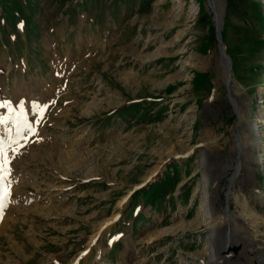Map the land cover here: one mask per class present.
Segmentation results:
<instances>
[{"label": "rangeland", "instance_id": "obj_1", "mask_svg": "<svg viewBox=\"0 0 264 264\" xmlns=\"http://www.w3.org/2000/svg\"><path fill=\"white\" fill-rule=\"evenodd\" d=\"M218 2L244 139L260 148L217 223L245 194L261 250L222 249L220 228L210 255L203 172L225 201L243 130L207 0H0V104L28 135L10 158L0 264H74L118 214L77 264L112 244L115 264H264V0Z\"/></svg>", "mask_w": 264, "mask_h": 264}, {"label": "bare ground", "instance_id": "obj_2", "mask_svg": "<svg viewBox=\"0 0 264 264\" xmlns=\"http://www.w3.org/2000/svg\"><path fill=\"white\" fill-rule=\"evenodd\" d=\"M207 1H208L209 6H210V9L212 10V12L214 14V18L213 19H214V21L216 23L217 22V14L218 13L221 14V10H220V7H219V3L220 2H218V0H207ZM231 72H232V70H231ZM231 72H230L231 82L227 85V81H226V85H227L226 87L228 88L230 86V88H229L230 89V96H231V99H232V101L234 103L235 110L240 116V122L238 123V130L239 131L243 130L242 131L243 134L242 133L238 134V139H237L236 143H234V146H233V150H236V148H237V150L239 152L238 153L239 155H238V160H237L236 173L232 177V179L230 180V183L227 185V188L229 189V193L226 195V200L225 201H223L221 199L220 194L212 193L210 191V189H209L210 177L205 172H203V187H204V199H205V201H204V211H205V216H206V219H205L206 226L210 230L209 241H210V255H211V258H213L214 256H217V255H220V253H221V252L219 253V251H218V249H217V247L215 245V242H214V235H215V233L217 231L219 232L220 228H222V230H224V232H226L225 241H224V244L222 246V249H226V250L229 249V250H233L234 251V249L237 246L238 247H241V246H251V247L255 246L259 251L261 250V248L259 247V243L260 242H259L258 233H257L258 223L260 224L261 219L256 215L257 212L253 211L252 208H250L249 202L247 201V198H246L245 194H241V196L237 195L235 197V201H236L235 203H237V210H235L233 213L229 212V211L226 212V215H224V218H223V221H222V226L220 227L219 224L217 223L218 216H217V210H216L215 204L219 203L220 205H223L224 207L226 205H228V207H230L231 200L233 198L232 190H233V187H236L240 183V182H238V177H239V173L241 171H245L246 172V180L243 181L242 184L244 183L245 186H247V185H249V184H251L253 182V179H254L253 178V175H254V171L253 170L255 169L256 161H254L252 159V150H253V148H257V149L260 148L259 144L256 141H254V140H252L251 144H247L245 142L246 141L245 139L248 136H250L251 134H253L255 131L252 129L253 128L252 126L250 127L251 128L250 130H245L242 127V120H243V116L242 115H243V112H244L243 111V109H244L243 98H242L241 95L235 93L234 89L231 87L232 84H233V82H232V73ZM226 74H227V65H226ZM18 87H20V86H18ZM21 95L23 96V94H21ZM17 97L19 98V96H17ZM28 97H27V99H28V102H29L30 98H28ZM18 98H16V99L18 100ZM21 99H22V97L20 98V100ZM11 100H13V99L11 98ZM22 100L24 101V99H22ZM26 102H25V104H26ZM6 104H8V101L6 102ZM8 106H10V105H8ZM8 108L6 110H8ZM36 110H35V112H36ZM34 113H32V114H34ZM1 115H2V113H1ZM16 121H15V116L13 118V116H9L8 115V111L6 112L5 116H3L2 118L0 117V124H1V129H2L1 130L2 132L0 131V144H1V148L3 147V151L5 152L4 156L8 155V156H10V158L14 157V151H12V149H11V147L13 145L12 143L18 142V140H15V141L13 139L10 140V137L11 138H15V137H13L14 135H16L17 139H20L22 137L21 134L18 133L20 130H18V125L16 124ZM244 137H245V139H244ZM22 139H24V138H22ZM217 154H219V151L217 152ZM206 157H207V151L203 152V154L201 156V158H202V163L201 164L204 167L206 165V161H205ZM5 193H6V191H5ZM239 193H240V191H239ZM5 195H7V194H5ZM7 200H10V198L5 199L3 201V204L8 203ZM113 219L114 218H112L110 220H113ZM0 220H1V218H0ZM8 220H6L7 223H5V225L8 224V222H10ZM104 224H101L100 226L103 227ZM233 233H234L235 236H231V234H233ZM0 234H2V230H0ZM93 239L94 238H92V240L90 241V244L92 243V241L95 240V239L94 240ZM244 254H245V252H244ZM17 255L18 256L20 255V251L17 253ZM245 256H246L245 260L249 264H260V262L262 261V259H260L259 257L254 256V255L249 254V253H246ZM2 258H3V256L0 255V259H2Z\"/></svg>", "mask_w": 264, "mask_h": 264}, {"label": "snow or ice", "instance_id": "obj_3", "mask_svg": "<svg viewBox=\"0 0 264 264\" xmlns=\"http://www.w3.org/2000/svg\"><path fill=\"white\" fill-rule=\"evenodd\" d=\"M22 27V25L20 26ZM0 107H8L7 104H0ZM23 116V113L21 112V117ZM29 130H31L29 128ZM9 164L10 161H8L7 157L5 156L3 159V162H0V206L3 205V201L5 199L10 198L11 192L9 190L8 194L5 195L4 188L7 187V176L10 175L9 172Z\"/></svg>", "mask_w": 264, "mask_h": 264}, {"label": "water", "instance_id": "obj_4", "mask_svg": "<svg viewBox=\"0 0 264 264\" xmlns=\"http://www.w3.org/2000/svg\"><path fill=\"white\" fill-rule=\"evenodd\" d=\"M221 26H222V15L220 13H218L217 14V22H216V33H217V37L219 40L220 55L222 56L225 64L227 65L226 81H227V85H228L231 82L230 72L232 70V60H231L230 56L228 55V53L225 51L224 46L222 45V42L220 39V37H221ZM228 193H229V189L227 190L226 195ZM226 209H228V205H226Z\"/></svg>", "mask_w": 264, "mask_h": 264}, {"label": "crops", "instance_id": "obj_5", "mask_svg": "<svg viewBox=\"0 0 264 264\" xmlns=\"http://www.w3.org/2000/svg\"><path fill=\"white\" fill-rule=\"evenodd\" d=\"M108 258H111V257H108ZM107 261L112 264L113 263V260L112 259H107Z\"/></svg>", "mask_w": 264, "mask_h": 264}]
</instances>
